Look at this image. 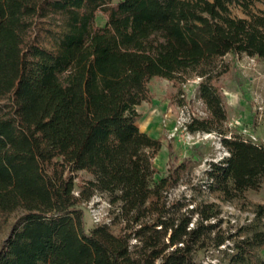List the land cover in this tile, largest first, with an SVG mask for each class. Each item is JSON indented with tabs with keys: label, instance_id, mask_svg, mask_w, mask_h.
<instances>
[{
	"label": "trees",
	"instance_id": "trees-1",
	"mask_svg": "<svg viewBox=\"0 0 264 264\" xmlns=\"http://www.w3.org/2000/svg\"><path fill=\"white\" fill-rule=\"evenodd\" d=\"M257 3L264 0H0V217L22 212L0 264L194 263L214 215L200 212L190 228L170 214L167 194L186 164L154 181L162 143L139 130L136 108L151 100L154 78H201L208 116L186 128L218 134L228 154L210 165V188L226 201L258 190L264 145L225 136L215 85L226 55L264 60ZM32 30L45 31L52 47L29 41ZM78 172L92 179L75 193ZM95 193L120 204L118 234L106 225L85 231L80 206ZM256 209L257 222L264 208ZM246 229L226 264H264V231Z\"/></svg>",
	"mask_w": 264,
	"mask_h": 264
},
{
	"label": "rangeland",
	"instance_id": "rangeland-1",
	"mask_svg": "<svg viewBox=\"0 0 264 264\" xmlns=\"http://www.w3.org/2000/svg\"><path fill=\"white\" fill-rule=\"evenodd\" d=\"M254 9L264 11V4L257 3ZM234 14L243 17L239 10ZM95 23L103 27L105 18L98 13ZM28 40L48 48L54 43L45 31L36 34L32 30ZM217 64L228 67V71L215 84L226 113L222 132L226 137L236 135L254 144L264 145V60L228 54ZM200 82L201 78L193 75L184 85L161 78L150 80L147 87L151 100L136 108L140 115L136 125L141 132L161 140L162 147L153 160L155 182L164 178L169 168L182 162L186 164V171L178 185L167 194V204L174 219H190L191 228L200 212L214 215L205 223L213 225L214 229L194 253L193 264H226L232 254L233 242L246 228L264 231V216L260 221H255L256 207L264 208V181L258 190L247 191L243 198L237 197L231 201L224 200L219 192L210 188L207 175L210 165L219 163L228 154L218 134L190 133L186 128L191 120H203L208 116L198 98ZM74 176L75 193L84 181L92 179L86 172H78ZM80 209L86 232L106 225L114 234H118L124 227L120 204H112L111 197L106 194L95 193ZM21 216L22 212L18 211L0 217V246ZM219 241H223V245L216 247ZM260 255L264 258V250L260 251Z\"/></svg>",
	"mask_w": 264,
	"mask_h": 264
}]
</instances>
